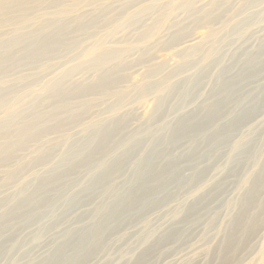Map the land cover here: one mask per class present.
I'll list each match as a JSON object with an SVG mask.
<instances>
[{
  "label": "rangeland",
  "instance_id": "obj_1",
  "mask_svg": "<svg viewBox=\"0 0 264 264\" xmlns=\"http://www.w3.org/2000/svg\"><path fill=\"white\" fill-rule=\"evenodd\" d=\"M7 7L0 264H264V0Z\"/></svg>",
  "mask_w": 264,
  "mask_h": 264
},
{
  "label": "bare ground",
  "instance_id": "obj_2",
  "mask_svg": "<svg viewBox=\"0 0 264 264\" xmlns=\"http://www.w3.org/2000/svg\"><path fill=\"white\" fill-rule=\"evenodd\" d=\"M7 1L8 0H0V15H2L3 13L5 12H10L11 10L9 9V7H7ZM13 1V0H12ZM14 1H17V0H14ZM19 13L22 14L25 12V9L24 7L22 8H19ZM2 23V20H0V24ZM11 23V22H10ZM13 24V23H12ZM4 25V24H3ZM14 25V24H13Z\"/></svg>",
  "mask_w": 264,
  "mask_h": 264
}]
</instances>
